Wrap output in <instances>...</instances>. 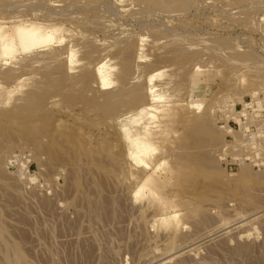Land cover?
Instances as JSON below:
<instances>
[{
	"label": "rangeland",
	"instance_id": "rangeland-1",
	"mask_svg": "<svg viewBox=\"0 0 264 264\" xmlns=\"http://www.w3.org/2000/svg\"><path fill=\"white\" fill-rule=\"evenodd\" d=\"M159 1L0 0L8 34L44 28L64 38L0 60V264L6 249L17 264H264V174L226 168L230 131L218 111L264 88V0ZM127 45L128 92L140 86L149 102L145 82L156 74L164 98L158 123L132 130L139 148L153 146L139 162L120 123L140 112H110L97 73L103 62L119 69ZM198 68L201 112L189 100ZM29 97L38 104L25 107ZM207 110L209 131L192 132Z\"/></svg>",
	"mask_w": 264,
	"mask_h": 264
},
{
	"label": "bare ground",
	"instance_id": "bare-ground-1",
	"mask_svg": "<svg viewBox=\"0 0 264 264\" xmlns=\"http://www.w3.org/2000/svg\"><path fill=\"white\" fill-rule=\"evenodd\" d=\"M122 1V0H121ZM124 1V0H123ZM261 1V0H260ZM5 2V1H4ZM130 3V2H129ZM191 3H193L191 0H160L157 4L161 7H166V6H172V7H179L181 9H185L187 8L188 6L192 5ZM4 4V3H3ZM2 4V5H3ZM13 4V3H11ZM8 5V4H6ZM5 5V6H6ZM77 5V4H76ZM137 6V5H136ZM8 7V6H7ZM3 8V7H2ZM57 8V7H56ZM66 8V7H65ZM69 8V7H68ZM111 8V7H110ZM10 9V8H9ZM224 9V8H223ZM253 9V8H252ZM15 10V9H14ZM59 10V9H58ZM40 11V10H39ZM231 11V10H230ZM245 11V9H244ZM59 12V11H58ZM5 13V12H4ZM86 13V12H85ZM220 13H223V12H220ZM8 14V13H7ZM60 14V13H59ZM64 14V13H63ZM153 14V13H152ZM231 14V13H230ZM242 14V13H241ZM106 15V14H105ZM249 15V14H248ZM7 16V15H6ZM25 17V16H24ZM75 17V16H74ZM132 17V16H131ZM172 18V17H171ZM30 20V19H29ZM119 20V19H118ZM158 20V19H157ZM232 21V20H231ZM17 25V24H16ZM109 26V25H108ZM26 27V26H25ZM156 27V26H155ZM164 27V26H163ZM19 27H15L14 30H13V33H10L8 34L7 30L4 29V27L0 28V60H9V59H13L19 51H22L23 53H29V52H32L33 49H35V47L37 46H46L47 44H49L50 42H60L61 40H64V38L59 34V30L58 31H55L56 33L53 35V34H49L47 32L46 29L44 28H35L33 30H25L22 32L19 31ZM101 29V28H100ZM11 30V29H10ZM151 31V30H150ZM161 31V30H160ZM169 33V32H168ZM170 35V34H169ZM121 39V38H120ZM174 39V38H173ZM115 40V39H114ZM122 41V40H121ZM129 41V40H128ZM117 42V41H116ZM161 42V41H159ZM224 42V40H223ZM61 43H63L61 41ZM170 44V43H169ZM195 44V43H194ZM224 44V43H223ZM222 44V45H223ZM82 45V44H81ZM125 45V44H124ZM162 45H165V44H162ZM48 46V45H47ZM75 46V47H74ZM73 48L71 49V54H75L77 56V50H74L76 49V45H74ZM89 46V45H88ZM72 47V46H71ZM79 47V46H78ZM77 47V48H78ZM83 47V46H82ZM95 46H91V48H93ZM128 47V45L126 46ZM124 46L125 49H123L120 53H119V50H118V55L120 54L121 57H119V59H121V63H120V68L119 69H114L113 68H110L108 65H106L104 62L103 63H100L97 67V73L99 75V79H100V86L103 90H105V99L109 102L108 105H105V106H108V108L110 109V112H112L113 114H117L124 106H127V105H135L137 106V109L139 110V118H136V119H133L131 116L128 117L127 115L131 112H129L128 114H123L124 116V120L122 121V123H120V127L121 128H124L125 131H126V134H127V137L128 139H130V142H131V150L129 152V157L132 159V161H137V160H140V157H141V154H144V153H147L149 151H151V149L153 148V146L151 147V145H147V144H144L142 147L139 148V141L137 142L136 139H134L133 137V132L132 130L135 128L134 126L135 125H138L140 124L142 121L144 120H147L148 122H150V124H154L155 121H157L156 123H158V119H157V112L160 108V105L158 106L157 104H155L156 102H158L160 104V102H162V100L164 99L163 98V95H161L159 92H158V89H157V85L155 84V81L157 80V75L156 74H152L150 76L147 77L146 79V82L147 83V88H146V91L145 92V95L146 96V99L149 100V102H146V103H142L143 102V93L142 91L144 90H141L138 86H135L130 92H128V90L126 89V86H127V83H129V79L132 78V63H131V60L132 59V56H131V50L132 48L131 47H128L126 48ZM156 47V45H155ZM171 48V47H170ZM86 49V48H85ZM96 48H94L95 50ZM168 49V48H167ZM98 50V49H96ZM69 51V50H68ZM79 52V55L82 54V51L84 50H78ZM59 52V51H58ZM85 53L84 54H88L86 52H89L88 50L84 51ZM52 53V51H51ZM92 53V52H91ZM98 53V52H97ZM101 53V52H100ZM53 54V53H52ZM66 54V53H65ZM48 55V54H47ZM54 55V54H53ZM91 55V54H90ZM93 55V53H92ZM97 55V54H96ZM119 55V56H120ZM167 55V54H166ZM39 56V55H38ZM73 56V55H72ZM81 56V55H80ZM80 56H77V57H80ZM84 56V55H83ZM88 56V55H87ZM244 57H246V55H242ZM54 56H51L50 58L53 59ZM61 57V56H60ZM89 57H94V56H89ZM224 57V56H223ZM75 58V57H74ZM83 58V57H81ZM117 58V57H116ZM184 58V57H183ZM226 58V57H225ZM223 58V59H225ZM238 58V57H237ZM236 58V59H237ZM241 58V57H239ZM243 58V57H242ZM28 59V57H27ZM52 59H48L49 61H45L44 59V62H50L52 61ZM55 59H57L55 57ZM79 59V58H78ZM230 59V58H229ZM249 60V58H247ZM253 59V58H252ZM32 60V59H31ZM61 60V59H60ZM77 60V59H75ZM192 60V59H191ZM239 60V59H238ZM244 60V59H243ZM247 60V61H248ZM251 60V59H250ZM3 61V62H4ZM53 61H56L53 59ZM222 61V60H221ZM242 61V60H241ZM59 62V61H58ZM142 62V61H141ZM175 62V61H174ZM223 62V61H222ZM251 62V61H250ZM21 63V62H20ZM23 63V62H22ZM33 63V62H32ZM31 63V64H32ZM43 63V62H42ZM72 63V62H70ZM140 63V62H139ZM228 63V62H227ZM255 63V62H254ZM253 63V64H254ZM19 64V63H18ZM38 64V63H37ZM41 64V63H40ZM45 64V65H44ZM53 64V63H52ZM50 63V65H52ZM109 64V63H108ZM246 64V63H245ZM17 65V64H16ZM21 65V64H20ZM24 65V64H23ZM73 65V64H71ZM112 65V64H111ZM26 66V65H25ZM24 66V67H25ZM31 66V65H30ZM46 66H49L48 63H43V67H46ZM56 67V65H53ZM33 67V66H31ZM51 67V66H49ZM139 67V66H138ZM52 68V67H51ZM110 68V69H109ZM141 68V66H140ZM178 68V67H177ZM16 69V68H15ZM48 69V68H47ZM183 69V68H181ZM14 70V69H13ZM117 70V71H116ZM140 70V69H139ZM201 69H197L195 72H194V75H193V79H192V89L191 90V99L190 100V105H191V110H195V112H201L200 108H201V102H202V99L200 98H195L194 95L196 94V92L194 91L195 89H198L199 85H201L199 82H198V78H199V74H200V71ZM12 71V70H11ZM10 71V73L12 74V72ZM17 71V70H16ZM16 71L13 72L14 75H16ZM66 71V70H65ZM88 72V71H87ZM138 73V72H137ZM264 73V72H263ZM56 74V73H55ZM13 75V74H12ZM9 75L11 77H14V75ZM66 75V74H65ZM86 75V74H85ZM160 75V74H159ZM4 76V75H3ZM8 77V76H6ZM17 77V75H16ZM85 77V76H84ZM131 77V78H130ZM97 78V76H96ZM60 79V77H59ZM70 79V78H68ZM145 79V78H144ZM131 81V80H130ZM139 81V80H137ZM141 81V80H140ZM161 81V80H160ZM144 82V81H143ZM141 82V83H143ZM1 83V82H0ZM143 83V84H145ZM146 86V85H145ZM1 87V86H0ZM64 88V87H63ZM113 88H117L116 90H112ZM198 91V90H197ZM36 92V91H35ZM161 96H160V95ZM238 94V93H237ZM240 95V94H238ZM47 97V96H46ZM25 99V98H24ZM103 99V100H105ZM222 99V98H221ZM43 100V99H41ZM105 100V101H106ZM26 104H25V107L31 105V104H34L37 105L38 104V99L37 98H33V97H29L28 99H26ZM220 101V100H219ZM225 101V100H223ZM179 102V101H178ZM222 102V101H221ZM37 103V104H35ZM189 105V102L187 103ZM92 105V104H90ZM157 105V106H156ZM170 105V104H169ZM187 105V106H188ZM41 106V105H40ZM163 106V105H162ZM24 107V106H23ZM165 107V114L166 116H170L172 111L169 110L170 107H172L171 105L167 107ZM212 107V106H211ZM136 108V107H135ZM25 109V108H24ZM172 109V108H171ZM188 109V108H187ZM132 110V109H131ZM173 110V109H172ZM190 111V110H189ZM106 112V111H105ZM104 113V112H103ZM161 113V112H159ZM163 113V112H162ZM191 113V111H190ZM209 110H207L206 112L202 113L201 117L198 118L197 116V120L194 119V123H191L193 124L191 130L192 132L194 131V128L198 129L201 133H204L205 131H209V124H208V120H209ZM20 114V113H19ZM131 114V113H130ZM192 114V113H191ZM198 114V113H197ZM32 115V114H31ZM35 115V114H33ZM119 115V114H118ZM161 115V114H160ZM120 116V115H119ZM118 116V117H119ZM122 116V114H121ZM164 116V115H163ZM186 116H189L188 114ZM193 116L194 115H191L190 117L192 118L193 120ZM31 117V116H30ZM162 117V116H161ZM195 117V116H194ZM195 117V118H196ZM190 118V119H191ZM10 119V118H9ZM30 119V118H29ZM157 119V120H156ZM164 119V118H162ZM189 121V119H188ZM210 121V120H209ZM114 122V120H113ZM147 122V123H148ZM2 123V122H1ZM11 123V122H10ZM146 122L144 124H147ZM190 124V125H191ZM195 124V125H194ZM12 125V124H11ZM148 125V124H147ZM157 125V124H156ZM5 126V125H4ZM13 126V125H12ZM150 126V125H148ZM153 126V125H152ZM143 127V126H142ZM7 129V128H6ZM149 129V127H148ZM214 131V130H212ZM159 132V131H158ZM157 132V133H158ZM215 133V131H214ZM150 134V133H149ZM156 134V133H155ZM213 134V133H212ZM154 135V134H153ZM189 135L190 134V131H189ZM205 135V134H204ZM208 135V133H207ZM139 136V135H138ZM209 136H212V135H209ZM215 135H213L212 137H210V140H214ZM153 137V136H152ZM155 137V136H154ZM158 137V136H157ZM133 138V139H132ZM150 138V137H149ZM148 137L146 139H149ZM217 142V141H216ZM141 143V142H140ZM152 143V142H150ZM213 143V142H212ZM155 146V145H154ZM71 154V153H70ZM139 162V161H137ZM135 162V163H137ZM202 165V166H201ZM201 168H204L206 169V165H205V162L202 164H200ZM200 168V167H199ZM203 170V169H202ZM240 177H242V179H246V178H249L250 177V172L249 170L247 169V167L243 166L242 169H241V174H240ZM142 190H143V187H142ZM140 193V191L138 192ZM137 195V194H136ZM135 195V196H136ZM101 203V202H100ZM98 208H102V203L99 204ZM98 209V210H99ZM177 219V218H176ZM206 224V223H205ZM1 228V227H0ZM4 230V229H3ZM1 231H2V228L0 229V248L2 246V236H1ZM164 231V230H163ZM199 235V234H198ZM190 237V236H189ZM4 238V237H3ZM183 239V238H182ZM3 240V239H2ZM181 240V239H180ZM9 242V241H8ZM180 242V241H179ZM4 243H7L4 242ZM5 246V244H3ZM6 247V246H5ZM9 249V247H8ZM18 250V249H17ZM21 251V250H20ZM10 250L8 251L6 249L5 251V255H4V258H5V261L7 264H17V260H15V262H13L10 257L11 255H9L10 253ZM14 253V251H12ZM20 256V255H19ZM17 256V257H19ZM15 257V256H14ZM24 257V256H23ZM16 259V258H15ZM19 259L18 262H21L22 260L20 258H17ZM14 260V259H13ZM178 262V261H177ZM19 264V263H18Z\"/></svg>",
	"mask_w": 264,
	"mask_h": 264
},
{
	"label": "built area",
	"instance_id": "built-area-1",
	"mask_svg": "<svg viewBox=\"0 0 264 264\" xmlns=\"http://www.w3.org/2000/svg\"><path fill=\"white\" fill-rule=\"evenodd\" d=\"M229 105L218 110L223 128L230 131L220 152L221 160L229 170L248 164L264 174V88L241 101L231 99Z\"/></svg>",
	"mask_w": 264,
	"mask_h": 264
}]
</instances>
